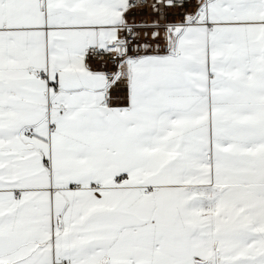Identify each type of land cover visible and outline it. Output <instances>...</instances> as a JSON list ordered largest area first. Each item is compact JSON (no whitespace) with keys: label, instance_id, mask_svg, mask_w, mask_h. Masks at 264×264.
Wrapping results in <instances>:
<instances>
[{"label":"snow or ice","instance_id":"6c2138e0","mask_svg":"<svg viewBox=\"0 0 264 264\" xmlns=\"http://www.w3.org/2000/svg\"><path fill=\"white\" fill-rule=\"evenodd\" d=\"M0 264H264V0H0Z\"/></svg>","mask_w":264,"mask_h":264}]
</instances>
